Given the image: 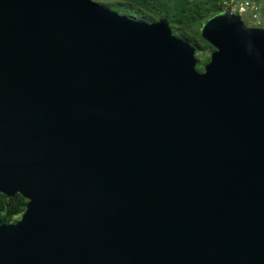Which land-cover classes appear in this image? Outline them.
<instances>
[{
    "label": "water",
    "instance_id": "water-1",
    "mask_svg": "<svg viewBox=\"0 0 264 264\" xmlns=\"http://www.w3.org/2000/svg\"><path fill=\"white\" fill-rule=\"evenodd\" d=\"M96 1L0 0V264H264V28Z\"/></svg>",
    "mask_w": 264,
    "mask_h": 264
},
{
    "label": "trees",
    "instance_id": "trees-1",
    "mask_svg": "<svg viewBox=\"0 0 264 264\" xmlns=\"http://www.w3.org/2000/svg\"><path fill=\"white\" fill-rule=\"evenodd\" d=\"M123 3L125 13L134 19L145 22H156L165 16L174 37L195 48L196 53L213 48L201 38L200 28L204 22L222 13L228 7L238 6L247 1L264 19V0H117ZM239 1V2H238ZM119 6V5H118ZM197 58L198 70L209 61ZM197 70V71H198ZM27 200L16 194L8 198L0 194V225H9L18 220L26 207Z\"/></svg>",
    "mask_w": 264,
    "mask_h": 264
},
{
    "label": "rangeland",
    "instance_id": "rangeland-1",
    "mask_svg": "<svg viewBox=\"0 0 264 264\" xmlns=\"http://www.w3.org/2000/svg\"><path fill=\"white\" fill-rule=\"evenodd\" d=\"M232 1V0H231ZM239 2V1H238ZM95 4L103 9H106L108 11H111V12H116L117 14L119 15H123V16H126L128 18H131V19H134L132 16L128 15L127 13H125V10L122 9L124 6L123 3L117 1V0H97L95 2ZM240 4V3H239ZM119 5V6H118ZM229 8V7H228ZM231 11L237 13V10H236V5H233L230 7ZM252 10H249V12L246 13V15H242L241 18L242 20H244L245 24L248 26V27H257L256 24L254 22L251 21L250 19V16L252 15ZM238 14V13H237ZM136 20V19H134ZM260 28H264V27H260ZM213 51H209V50H204L202 52H199V53H196L195 54V59L197 61V58L200 60V61H206L208 57H210L211 53ZM208 63V62H207ZM198 67V65H197ZM196 67V69L198 70V68ZM198 72H203L202 71H199Z\"/></svg>",
    "mask_w": 264,
    "mask_h": 264
},
{
    "label": "built area",
    "instance_id": "built-area-1",
    "mask_svg": "<svg viewBox=\"0 0 264 264\" xmlns=\"http://www.w3.org/2000/svg\"><path fill=\"white\" fill-rule=\"evenodd\" d=\"M237 13L242 16V15H246L247 12H249V10H252V15L250 16V19L252 22H254L256 24V26L258 28L260 27H264V19L263 17H261L257 11H255V9L251 6V4L247 1L241 2L240 4H238V6L236 7Z\"/></svg>",
    "mask_w": 264,
    "mask_h": 264
}]
</instances>
